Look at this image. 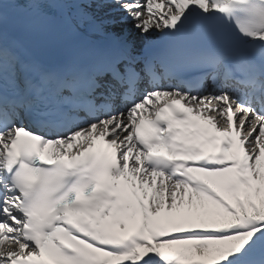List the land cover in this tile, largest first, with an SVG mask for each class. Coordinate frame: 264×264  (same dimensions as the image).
I'll return each instance as SVG.
<instances>
[{
    "label": "snow or ice",
    "instance_id": "1",
    "mask_svg": "<svg viewBox=\"0 0 264 264\" xmlns=\"http://www.w3.org/2000/svg\"><path fill=\"white\" fill-rule=\"evenodd\" d=\"M0 264H264V0H0Z\"/></svg>",
    "mask_w": 264,
    "mask_h": 264
},
{
    "label": "bare ground",
    "instance_id": "2",
    "mask_svg": "<svg viewBox=\"0 0 264 264\" xmlns=\"http://www.w3.org/2000/svg\"><path fill=\"white\" fill-rule=\"evenodd\" d=\"M130 27V26H129Z\"/></svg>",
    "mask_w": 264,
    "mask_h": 264
}]
</instances>
